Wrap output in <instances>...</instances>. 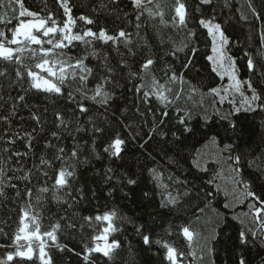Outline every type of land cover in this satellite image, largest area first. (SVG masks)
Masks as SVG:
<instances>
[{"label":"trees","instance_id":"trees-1","mask_svg":"<svg viewBox=\"0 0 264 264\" xmlns=\"http://www.w3.org/2000/svg\"><path fill=\"white\" fill-rule=\"evenodd\" d=\"M184 2L188 28L195 30V37H188V29H177L170 23L168 27L160 26L159 18H149L147 13L141 17V27L137 29V10L131 0H119L117 5L110 4L109 0H69L71 15L77 18L75 32L88 28L98 32L105 28L109 34H116L122 28L133 34L131 47L136 55L129 56L121 44L119 51L130 66L122 69L119 67L121 56L112 42L95 41L93 46L101 56L107 55L108 63L115 69L118 86H106L113 93L107 110L84 101L90 112L81 115L77 111L79 120L73 119L67 129H62L59 139L51 135L57 131L54 111H63L67 119L75 109V104L66 96L49 97L31 90L26 96L27 107L21 102L14 117L7 122L0 120V155L11 157L6 169L13 171H8L7 176L12 178L10 183L16 185L6 188V198H0V228L6 234H0V245H5L0 247V259H6V253L15 251L13 239L20 226V207L27 199L26 188H31L35 197L39 187H51L62 163L54 159L56 148L63 147L67 157L76 147L79 162L76 175L70 181V199L75 203L71 208L58 204L51 199L50 191L43 194L44 202L40 206L42 232L50 231L56 223L61 225L56 235L57 243L65 246L63 251L52 246V241L45 237L46 251L53 264H85L84 246H92V236L102 231L105 223L93 221V226H89L83 217L113 210L117 213L113 223L118 231L111 233L109 241H119L120 247L114 250L111 260L92 253L89 264H170L164 243L185 254L182 260L178 257L179 264H239L241 259L245 264H264V235L248 207L253 201L243 195V183L247 182L252 191L264 198V108L235 112L230 103L221 101L212 91L220 78L208 59L210 38L198 23L201 18L215 16V22L221 24L228 38L226 48L235 58L239 75L251 81L258 93L264 94V40L261 39L264 0H250L260 19L248 9L249 0H213L211 5H202L200 0ZM22 3L24 8L39 12L41 17L51 11L55 19L63 22V10L56 0H22ZM102 4L107 8L101 7ZM19 11L16 0H0V17L11 20V23H0V30L5 31L9 39L10 29L18 20L30 18L19 17ZM165 11V19L170 21L174 13L170 8ZM81 15L94 23L88 25L80 21ZM182 42L189 43V47L174 51L183 46ZM137 44L147 46L137 48ZM192 47L197 49L194 55ZM65 51L73 56L85 54L84 45L79 43ZM147 58L155 61L151 72L161 83L165 82V74L171 75L173 71L183 77V84L170 85L173 91L166 93L171 103L157 100L154 95L146 103L143 90L135 91L138 80L128 79L129 70L138 71ZM249 59L255 65L251 72ZM189 60L191 63L186 66ZM85 63L94 69L95 78L90 77L88 83L92 88L99 80L98 66L102 60L89 56ZM0 67L8 68L14 78L12 65L0 62ZM3 79L0 77V81ZM27 86L25 79L24 87ZM68 90L66 88L65 92ZM10 94L16 97L23 92L16 87ZM3 95L7 98L9 90ZM11 103L9 100L0 106V116L8 114ZM32 113L41 116L42 130L31 119ZM89 115L96 117L102 132L93 133ZM78 126L80 131H77ZM186 128L191 131H185ZM116 136L125 141L119 157L104 151ZM8 139L15 142L8 144L5 142ZM49 143L54 147H46ZM224 145L231 148L225 150ZM4 148L9 151L4 153ZM14 152L21 155L14 156ZM41 156L53 164L52 168L44 169L48 177L37 171ZM237 156L240 157L238 164ZM231 169L236 172V180L232 178L238 188L236 191L222 179V174L228 175ZM29 172L32 173L30 182L21 179ZM129 180L135 183L129 184ZM17 191L21 193L19 198ZM169 196L175 197L177 202L168 203ZM69 221L76 224V228H67ZM183 227L194 233L191 247L182 234ZM250 229L256 231V236ZM241 232L245 233L246 243L241 242ZM144 236L149 237L147 245ZM11 264H41V261L34 251L31 261L17 257Z\"/></svg>","mask_w":264,"mask_h":264},{"label":"snow or ice","instance_id":"snow-or-ice-1","mask_svg":"<svg viewBox=\"0 0 264 264\" xmlns=\"http://www.w3.org/2000/svg\"><path fill=\"white\" fill-rule=\"evenodd\" d=\"M213 0H200L202 5H211ZM19 4L20 11L19 17H30L27 21L18 20V22L13 26L11 31V38L9 39L5 31L0 30V62H4L7 65H12V72L14 73V78L10 75L8 68L0 67V77L4 78L0 81V106L2 104L8 103L9 100L12 101L10 105V110L7 115L0 116V120L5 122L9 121L12 117L16 115V110L18 104L24 102L26 104V96L31 90H36L38 92H43L49 97H64L66 96L70 102L75 104V109L72 113V117L65 118L63 111L57 109L54 111V124L57 131L51 133L52 137L55 139L60 138V131L62 129H67L68 125L73 119L79 120L76 115L78 111L81 115L89 113L90 109L84 104V101H90L99 107L105 108L107 110L109 102L113 99V93L107 89L106 86L117 87L116 77L114 75L115 69L108 63L107 55L101 56V53L93 46L95 41L99 40L104 44L112 42L114 50L121 56V62L119 67L129 68L128 61L123 59L124 54L120 53L119 48L122 44L127 50L129 56H135L136 52L133 50L131 45L133 44L132 33L126 32L124 29H119L116 34H109L108 30L101 28L98 32L93 31L91 28L82 29L80 32H75L76 20L72 13V8L69 6V0H56V3L63 10V22L54 18V14L49 11L46 17H41L39 12L30 11L24 8L22 0H16ZM110 4L117 5L119 0H109ZM133 8L137 10L136 13V28L141 27L140 20L141 17L147 13L149 18L156 19L159 18V25L163 27H168L169 23L172 27L177 29H188V37H195V30L188 28V11L184 0H131ZM45 7H47L45 3ZM101 7L107 8V5L102 4ZM248 9L251 10L252 15L256 19H260L259 14L256 12L255 7L250 2L247 5ZM166 8H170L173 11L171 20L165 19ZM95 10V9H94ZM41 11H44L42 9ZM116 11V10H110ZM199 11V8L197 9ZM246 19V17H244ZM80 21L85 24L91 25L94 23L92 19L81 15L78 17ZM215 16L211 18L204 19L201 18L198 23L199 25L207 30L209 37L212 40V52L219 53L218 59H214L213 56H209V61L213 62V71L217 72V63L219 62V67L223 68V61L225 59L231 62V67L234 70L235 60L224 54V48L229 43L227 36L225 35L220 23L215 22ZM0 23H11V20L5 21L3 17H0ZM138 35V33H137ZM143 39V38H141ZM261 39L264 40V33L261 34ZM79 43L84 45L85 54L81 56L69 55L65 50L75 47V44ZM182 47H176L174 51H183L184 48L189 47V43L182 42ZM219 44V47H217ZM47 45V47H46ZM15 46V47H12ZM35 46V47H33ZM146 44H137V48L146 47ZM197 49L195 47L191 48V52L194 55ZM27 54V55H25ZM170 54H174L170 53ZM102 60V64L98 66L100 68V73H97L99 80L95 83V86L89 88V78L94 77V69L88 66L85 61L88 57ZM31 61L32 63H26L25 61ZM155 61L151 58L145 59L139 66L138 71L128 72V79H137L138 83L134 85L135 91L140 93L143 90V97L147 103L148 98L155 96L157 100L162 102L171 103L168 99L166 93L172 92L173 89L170 85L177 82L183 84L184 80L182 76H178L174 71L171 75H166L164 83H161L159 79L151 72V66ZM191 61H187L186 66L190 64ZM255 65L252 59L248 60L249 71H254ZM219 74V72H218ZM123 75V73H121ZM264 75V73H262ZM150 77V79H149ZM25 79L27 80V87H24ZM230 79H235L231 76ZM248 85V90L251 91V97H245V103H247L248 108L255 110V107L264 108V94L258 93L257 90L252 86L251 81H245ZM19 87L23 94H18L16 97H12L10 90ZM69 89L65 92V89ZM9 90V95L7 98L3 93ZM180 91H183L181 88ZM212 91H216L213 89ZM79 96V99H77ZM178 98L179 92L176 93ZM255 105V107H254ZM47 111V109H45ZM239 111V109H237ZM166 115V113H163ZM31 119L36 121L37 125L43 128L41 123V116L37 113H32ZM88 121L93 125V133L102 132L103 129L96 123V117L94 115L88 116ZM183 123V120H181ZM235 127V125H232ZM81 128L78 126L77 131ZM35 131V129H34ZM185 131L190 132V128H186ZM31 139V133L28 134ZM8 144L14 143V139H8L5 141ZM125 141L119 136H116L114 140L104 149L111 156L119 157L123 148ZM29 147L31 145L29 144ZM46 147H54L53 144L49 143ZM225 150L231 148V145H224ZM8 148H4L3 152L7 153ZM12 155L19 157L21 153L14 152ZM26 155V153H25ZM11 157L5 158L0 155V198H6L7 193L6 188H15V184H11V177L7 176L8 171H13L11 168L6 169ZM54 159L61 161V167L56 171V176L51 187L41 186L37 189V194L33 196V191L31 188H26L24 196L27 199L24 200L20 207L21 216L19 219V227L14 235L13 244L15 245L14 252L6 253V259H0V264H11L15 258H20L21 260L33 259L34 251L38 249L39 259L41 264H53L52 258L46 251L47 241H52V246L57 247L60 251L64 250L65 246L59 245L57 243V231L61 228L59 223L51 226L50 231H41V224L39 218L41 215L40 206L44 202L43 194H47L51 191V199L58 204H67L69 208L75 203L72 197V185L70 183L71 179L76 175V165L79 162L78 149L73 148L70 155L66 157L65 149L63 147H57ZM86 162V161H85ZM235 162L238 164L240 162V157L235 158ZM53 164L50 160L41 156L40 167H37V171L45 177L49 176V173L45 171V168H52ZM71 169V170H70ZM109 171H111L109 169ZM31 172L25 174L21 179L30 182ZM51 179V177H49ZM134 180H129V184H134ZM238 183H241L238 181ZM62 193V194H61ZM147 195V194H146ZM243 195L246 198H251L253 203L249 204L248 207L251 209V214L257 224L264 229V198L260 194L251 190V184L243 183ZM16 196L19 198L21 193L16 192ZM176 198L169 196L168 203L175 204ZM117 218V213L113 210L111 212H105L103 215L85 216L83 220L88 223L89 226H93V221L104 222L106 226L102 228V231L93 235L92 246L89 247L85 245V252L87 255H83V260L85 264H89V259L92 253H99L103 257L111 260L113 258V252L120 247L119 241L112 240L109 241L111 233L118 231L113 221ZM81 227H83L81 225ZM67 228L74 229L76 224L69 221ZM95 231V228L93 229ZM252 235L256 236V231L251 230ZM0 234H5L3 228H0ZM182 234L189 242V247H191V241L193 239L194 233L190 231L188 227L182 228ZM6 235V234H5ZM240 238L242 243H246V236L244 232L240 233ZM144 243L147 245L149 243V237L144 236ZM23 240L26 244H20ZM158 244L161 241H157ZM5 245H0L4 247ZM167 249L166 259L170 264H179V260L185 257L183 252H178V250L167 243L163 245ZM69 251H74L69 249ZM194 256L195 253H192ZM239 264H245L243 259L240 260Z\"/></svg>","mask_w":264,"mask_h":264},{"label":"rangeland","instance_id":"rangeland-1","mask_svg":"<svg viewBox=\"0 0 264 264\" xmlns=\"http://www.w3.org/2000/svg\"><path fill=\"white\" fill-rule=\"evenodd\" d=\"M25 17H27V16H25ZM29 19H32V18L25 19V21H27ZM209 38H210V54H209V56H213L214 59H218L219 53H213L212 52V40H211V37H209ZM217 47H219V44H217ZM224 54L226 57L230 56L235 60V58L233 56H231L230 53L228 52L226 46L224 48ZM210 64H211V68L213 70V62L210 61ZM223 65H224V67L221 68V67H219V62L217 63V72H215V73L219 76L220 82L212 88V90L213 89L216 90L213 92H215L218 95V97L221 101H226V102L230 103L232 109L235 112H237V109H239V111H241V110H252V109L248 108V105H247V103H245V100H244L245 97H251V95H252L251 91L248 90L247 83H245V81H248V80L245 78H242L239 75L238 68L236 66V62H235L234 70L231 67V62L227 59H225L223 61ZM218 72H219V74H218ZM231 76H234L235 79H230ZM254 107H255V105H254ZM256 108H258V107H255V109ZM211 151H213V150H211ZM201 152H203V151H201ZM233 177L236 180V172H235V170H232V169L229 171L228 175L222 174L223 182L226 185L228 184V187L231 190L236 191L238 188H236L235 183H232ZM229 183H231V185H229ZM250 211H251V209H250ZM105 226H106V224H105ZM261 231L264 235V229L261 228ZM20 244H26V242L21 240ZM35 251L38 253V257H39L38 249H36Z\"/></svg>","mask_w":264,"mask_h":264}]
</instances>
